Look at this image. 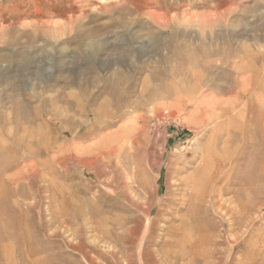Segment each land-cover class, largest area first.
I'll use <instances>...</instances> for the list:
<instances>
[{
    "label": "rangeland",
    "instance_id": "374dc122",
    "mask_svg": "<svg viewBox=\"0 0 264 264\" xmlns=\"http://www.w3.org/2000/svg\"><path fill=\"white\" fill-rule=\"evenodd\" d=\"M181 219L264 264V0H0V264H180Z\"/></svg>",
    "mask_w": 264,
    "mask_h": 264
},
{
    "label": "bare ground",
    "instance_id": "6f19581e",
    "mask_svg": "<svg viewBox=\"0 0 264 264\" xmlns=\"http://www.w3.org/2000/svg\"><path fill=\"white\" fill-rule=\"evenodd\" d=\"M117 144V143H116ZM118 149V146L116 147L115 145H111V147H110V151L112 150L113 152H116V151H118L117 150ZM104 151V150H103ZM110 151H106L105 153L107 154V153H109ZM104 153V154H105ZM103 154V155H104ZM86 156V155H85ZM85 156H83V157H81L80 158V164H82L83 166H86V165H88V164H90V163H92L94 160H90L89 159V161L85 158ZM84 159V160H83ZM143 188V186L140 184V183H138L137 184V188L140 190V188ZM142 190V189H141ZM152 193V192H151ZM142 194V193H141ZM145 194V193H144ZM147 194V196L146 195H143V199L144 200H147V203L150 201V199H151V195L152 194H150V193H146ZM140 195V194H139ZM141 197V196H140ZM147 198V199H146ZM193 198H194V195H193ZM192 199V198H191ZM195 199V198H194ZM194 199H192V203H193V201H194ZM139 200H141V199H139ZM190 201V203H191V200H189ZM143 203H146L145 201H143ZM150 203V202H149ZM148 207V206H147ZM194 207H193V205L191 206V207H189V212H191L192 211V209H193ZM144 211H147L146 209H144ZM191 214H193V213H191ZM178 215V214H177ZM181 217V216H180ZM192 217V216H191ZM167 218H168V216H167ZM170 218V217H169ZM172 218H175V216L174 215H172L171 216V218L170 219H172ZM183 218H184V216H183ZM178 219H180V218H178ZM168 220V219H167ZM166 220V221H167ZM164 221V220H163ZM169 221V220H168ZM187 221V220H186ZM185 223V220L184 219H181V224L177 227V229H176V233H173V234H171L170 236H169V242L171 243V244H173V246L175 247V249H176V254H177V257H178V259L181 261V262H179L180 264H187L188 263V257H187V261H185V258H186V254L188 253L189 254V252H187L186 253V248H187V243L189 242V240H187L188 238L187 237H185L184 236V234L182 233V228H183V224ZM163 225V224H162ZM159 227V226H158ZM166 228V227H165ZM187 235V234H186ZM1 236V235H0ZM163 238V237H162ZM187 238V239H186ZM262 239V238H261ZM10 241V240H9ZM190 243H192L191 241H190ZM194 244V243H193ZM197 246V245H196ZM198 247V246H197ZM160 248V247H159ZM158 248V249H159ZM191 248V247H190ZM195 249V248H194ZM210 249V248H209ZM3 250V249H2ZM187 250H189V249H187ZM213 250V249H212ZM160 251V250H159ZM199 251V250H198ZM172 252V251H171ZM194 252V251H193ZM196 252V251H195ZM164 253H166V252H164ZM190 254H191V251H190ZM210 254V253H209ZM174 255V254H173ZM211 255V254H210ZM158 256V255H157ZM163 256V255H162ZM212 256V255H211ZM12 257V256H11ZM160 257V256H159ZM159 257H157V258H159ZM174 257V256H173ZM195 257V256H194ZM164 258V257H163ZM190 258V257H189ZM16 259V258H15ZM161 259V258H160ZM154 260L155 259H153V263H154ZM157 260V259H156ZM158 261V260H157ZM161 261V260H160ZM166 261V260H165ZM183 261H184V263H183ZM159 262V261H158ZM203 262V261H202ZM174 263V262H173ZM178 263V262H177ZM155 264V263H154ZM192 264V263H191Z\"/></svg>",
    "mask_w": 264,
    "mask_h": 264
}]
</instances>
